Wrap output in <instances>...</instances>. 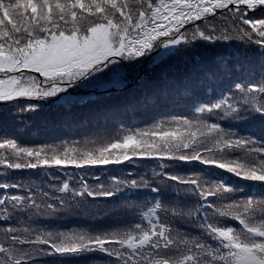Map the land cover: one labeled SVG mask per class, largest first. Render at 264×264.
<instances>
[{
    "label": "snow or ice",
    "instance_id": "obj_1",
    "mask_svg": "<svg viewBox=\"0 0 264 264\" xmlns=\"http://www.w3.org/2000/svg\"><path fill=\"white\" fill-rule=\"evenodd\" d=\"M39 101L50 142L6 138ZM246 117L264 129V0H0V250L12 264L89 250L108 264H264V194L173 168L264 181V136L229 126ZM159 186L193 199L136 191ZM61 213L86 222H49Z\"/></svg>",
    "mask_w": 264,
    "mask_h": 264
},
{
    "label": "trees",
    "instance_id": "obj_2",
    "mask_svg": "<svg viewBox=\"0 0 264 264\" xmlns=\"http://www.w3.org/2000/svg\"><path fill=\"white\" fill-rule=\"evenodd\" d=\"M211 19V17H210ZM197 23H201V21L197 20ZM247 49L249 51H255L259 52L260 49L255 45H248ZM170 57H165L163 59H169ZM154 63H159L160 61H153ZM166 62V61H165ZM260 74L254 73L249 76H247L248 82H251L254 79H259ZM38 103L41 104V107L34 113H27L24 115V117H16L17 120L21 119H27L29 121V126L25 128L23 124L20 125V128L23 129V132L15 133L17 136L14 135H7L6 138L10 139H17L18 143L21 144V146H25L24 143L21 141H26L28 146H30L32 143H41V142H50L46 141L45 139L49 137L52 133L49 129L43 128L41 124V118L46 114V101H39ZM171 115H178V114H184L181 111H175L171 112ZM5 122L0 119V126H3ZM8 132L14 133L15 129L13 128V124L9 122L7 124ZM138 125L132 124V125H124L125 129L129 128H135ZM229 126L236 127L241 132H247L251 133L257 136V138H261L264 136V129H261L260 126L256 121L253 120L252 117H246L245 119H242L240 121H232L229 122ZM117 131V129L113 128L108 130L105 134L111 135L114 134ZM0 135H5L4 133L0 132ZM84 136H89L88 133L82 134ZM89 138H91L89 136ZM61 140L64 139L63 136L60 137ZM74 139V137H73ZM126 166L129 167H136V169L142 170V165H130L127 164ZM147 167L151 168L152 165L148 164ZM119 167V166H117ZM173 168L176 171L180 172H187V171H201L204 175L214 178V179H221L224 183L230 185L233 189L236 190V195H250V194H256L257 196L264 194V181H258V180H252L247 178H242L239 176H236L227 170L219 169L218 167L214 165H204L199 161H175L173 164ZM168 170V169H166ZM5 173H0V175H4ZM60 173H57L59 175ZM8 178H20V179H27V180H39V170L38 169H11L7 173ZM44 180H48L47 175H44L42 178L43 182ZM92 181H89L91 183ZM169 184L174 183L173 181H168ZM13 191H16L17 189H10ZM3 189H0V193H2ZM142 198H148L151 197H159L161 199H176L179 201L184 200H191L193 197L191 194L187 193H176L172 191L167 186H159L158 191L155 193L150 188L145 189H138L136 190ZM11 194V193H10ZM124 196V193H116L111 197H98L95 199H98L102 202H110L115 201ZM90 201L94 198L89 197ZM146 210V209H144ZM143 211V210H142ZM4 220H0V224L4 223ZM12 222V221H9ZM50 223L54 224H60L64 226H68L71 224H79L86 222L84 217L72 215V216H64L62 213L58 215V217L49 218ZM111 217H104L101 220L97 221L98 224H105L110 223ZM221 222L224 224H232L237 227L239 226L238 221L234 220L230 217H223L221 218ZM27 226V225H25ZM194 231H198V229H195ZM2 238V237H0ZM115 259L114 257L109 256L108 254L100 251V250H89L84 251L81 253H74V254H51V255H43L39 257H34L33 261L36 262V264H108L109 261ZM0 264H12V260L7 252L0 250ZM20 264H28L27 261H21Z\"/></svg>",
    "mask_w": 264,
    "mask_h": 264
}]
</instances>
